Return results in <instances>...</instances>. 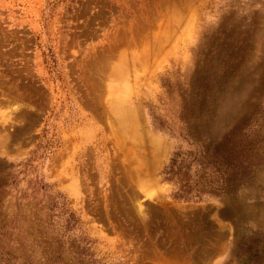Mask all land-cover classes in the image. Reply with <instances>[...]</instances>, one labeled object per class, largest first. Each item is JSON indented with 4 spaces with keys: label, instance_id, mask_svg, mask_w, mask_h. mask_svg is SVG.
Here are the masks:
<instances>
[{
    "label": "rangeland",
    "instance_id": "1",
    "mask_svg": "<svg viewBox=\"0 0 264 264\" xmlns=\"http://www.w3.org/2000/svg\"><path fill=\"white\" fill-rule=\"evenodd\" d=\"M0 264H264V0H0Z\"/></svg>",
    "mask_w": 264,
    "mask_h": 264
},
{
    "label": "trees",
    "instance_id": "2",
    "mask_svg": "<svg viewBox=\"0 0 264 264\" xmlns=\"http://www.w3.org/2000/svg\"><path fill=\"white\" fill-rule=\"evenodd\" d=\"M206 153H207V150H206ZM203 154H204V156H205V152H203ZM206 157V156H205ZM176 163H175V160H172L171 161V165L168 167V170H167V172H166V175H167V180H170V175H172V170L174 169V165H175ZM216 171H219V168H218V170H216ZM170 174V175H169ZM185 199H187V198H185Z\"/></svg>",
    "mask_w": 264,
    "mask_h": 264
},
{
    "label": "bare ground",
    "instance_id": "3",
    "mask_svg": "<svg viewBox=\"0 0 264 264\" xmlns=\"http://www.w3.org/2000/svg\"><path fill=\"white\" fill-rule=\"evenodd\" d=\"M120 105V104H119ZM119 105H117V106H115L114 107V114H117V116H118V114L120 115V114H122L121 113V109H120V107H119ZM122 118H124V119H127L128 120V122L132 125V120L131 121H129V119L128 118H126V115H124V116H121ZM129 125V124H128ZM131 125H129V126H131Z\"/></svg>",
    "mask_w": 264,
    "mask_h": 264
}]
</instances>
